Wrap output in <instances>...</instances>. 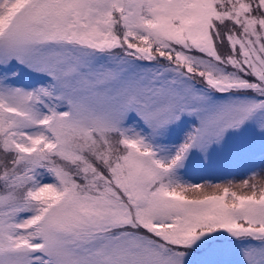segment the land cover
Segmentation results:
<instances>
[{
    "label": "snow or ice",
    "instance_id": "1",
    "mask_svg": "<svg viewBox=\"0 0 264 264\" xmlns=\"http://www.w3.org/2000/svg\"><path fill=\"white\" fill-rule=\"evenodd\" d=\"M0 264H264V0H0Z\"/></svg>",
    "mask_w": 264,
    "mask_h": 264
}]
</instances>
